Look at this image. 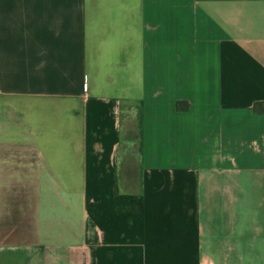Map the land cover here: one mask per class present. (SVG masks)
I'll return each instance as SVG.
<instances>
[{"label":"crops","instance_id":"1","mask_svg":"<svg viewBox=\"0 0 264 264\" xmlns=\"http://www.w3.org/2000/svg\"><path fill=\"white\" fill-rule=\"evenodd\" d=\"M9 184L0 264H264V0H0Z\"/></svg>","mask_w":264,"mask_h":264},{"label":"rangeland","instance_id":"2","mask_svg":"<svg viewBox=\"0 0 264 264\" xmlns=\"http://www.w3.org/2000/svg\"><path fill=\"white\" fill-rule=\"evenodd\" d=\"M34 186L5 185L1 193L0 229L6 240H29L33 228Z\"/></svg>","mask_w":264,"mask_h":264},{"label":"trees","instance_id":"3","mask_svg":"<svg viewBox=\"0 0 264 264\" xmlns=\"http://www.w3.org/2000/svg\"><path fill=\"white\" fill-rule=\"evenodd\" d=\"M178 106L181 107L180 102H178ZM255 107H256V104H255Z\"/></svg>","mask_w":264,"mask_h":264}]
</instances>
